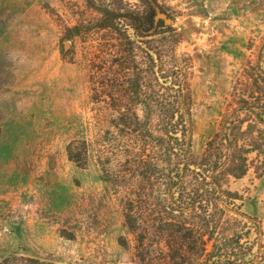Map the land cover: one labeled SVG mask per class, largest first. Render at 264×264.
<instances>
[{
  "label": "rangeland",
  "instance_id": "rangeland-1",
  "mask_svg": "<svg viewBox=\"0 0 264 264\" xmlns=\"http://www.w3.org/2000/svg\"><path fill=\"white\" fill-rule=\"evenodd\" d=\"M159 1L174 17L178 52L193 57V152L200 155L234 81L264 41V0ZM84 8V0H0V262L18 255L138 263L123 190L103 179L96 157L80 167L67 154L72 139L90 137L95 107L104 104L93 103L90 82L101 64L94 54L100 41L69 36L86 18ZM230 187L241 195L240 210L264 231V173L251 170ZM255 239L264 245L251 231L248 241Z\"/></svg>",
  "mask_w": 264,
  "mask_h": 264
},
{
  "label": "trees",
  "instance_id": "trees-1",
  "mask_svg": "<svg viewBox=\"0 0 264 264\" xmlns=\"http://www.w3.org/2000/svg\"><path fill=\"white\" fill-rule=\"evenodd\" d=\"M84 0L69 36H95L90 137L67 144L71 161L96 157L123 190L137 264H261L260 220L242 212L232 180L264 173V41L234 81L215 133L193 152V57L178 52L174 17L159 0ZM133 31V32H131ZM99 37V38H98ZM140 37V39H137ZM254 43L248 47L253 49ZM0 264H62L12 255Z\"/></svg>",
  "mask_w": 264,
  "mask_h": 264
},
{
  "label": "water",
  "instance_id": "water-1",
  "mask_svg": "<svg viewBox=\"0 0 264 264\" xmlns=\"http://www.w3.org/2000/svg\"><path fill=\"white\" fill-rule=\"evenodd\" d=\"M66 46H68V43L66 44Z\"/></svg>",
  "mask_w": 264,
  "mask_h": 264
}]
</instances>
